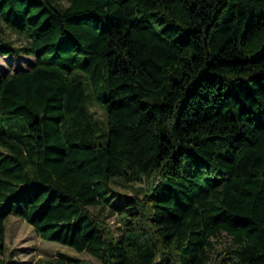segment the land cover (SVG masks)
Listing matches in <instances>:
<instances>
[{
	"label": "trees",
	"instance_id": "trees-1",
	"mask_svg": "<svg viewBox=\"0 0 264 264\" xmlns=\"http://www.w3.org/2000/svg\"><path fill=\"white\" fill-rule=\"evenodd\" d=\"M0 56L33 58L0 77V264L10 216L100 264H264V0H0Z\"/></svg>",
	"mask_w": 264,
	"mask_h": 264
},
{
	"label": "rangeland",
	"instance_id": "rangeland-1",
	"mask_svg": "<svg viewBox=\"0 0 264 264\" xmlns=\"http://www.w3.org/2000/svg\"><path fill=\"white\" fill-rule=\"evenodd\" d=\"M67 5V4H65ZM5 37L16 45H25L26 42L17 34L6 30ZM32 57L0 56V77L6 72H14L17 68H26ZM91 111L101 125L105 123V112L95 102L90 103ZM144 185L141 183H129L122 179H114L112 182V200L121 204L135 195L142 197ZM95 214L104 219L116 237L120 235V224L115 216L111 215V208L99 207L91 209ZM5 250L2 258L13 264H100V262L87 253H77L73 249L43 240L35 230L23 219L10 216L5 222ZM232 240L226 234H222L218 240H214L216 251L220 252L231 246ZM69 258L73 260H69Z\"/></svg>",
	"mask_w": 264,
	"mask_h": 264
}]
</instances>
